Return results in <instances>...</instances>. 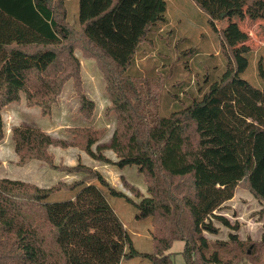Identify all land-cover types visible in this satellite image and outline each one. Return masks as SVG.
<instances>
[{"label": "trees", "instance_id": "obj_1", "mask_svg": "<svg viewBox=\"0 0 264 264\" xmlns=\"http://www.w3.org/2000/svg\"><path fill=\"white\" fill-rule=\"evenodd\" d=\"M194 1L214 30L218 20L230 16L264 19V0ZM166 11V0H79L78 29L65 22L53 0H0V142L6 137V105L25 96L28 106L51 115L70 78L79 95L77 112L92 118L96 104L82 89L74 54L75 42H81L105 71L108 110L117 113L110 145L114 163L136 164L148 182V195L134 201L93 166L56 163L54 144L96 157L94 145L105 130L72 126L73 136L64 142L36 124L14 126L18 165L37 159L83 175L49 187L0 178V264H122L134 257L174 264L170 249L176 240L185 242L187 264H264V233L260 241L236 232L213 242L205 235L219 232L216 221L238 230L218 213L238 186L264 201V86L242 77L251 52L248 33L234 22L239 43L225 37L232 54L225 72L201 95H187L188 102L163 115L166 76L142 72L137 65L141 43L166 21ZM63 43L67 64L56 48ZM71 60L75 66L68 70ZM54 67L68 72H53ZM258 70L264 83L261 61ZM61 187L78 191L67 200L48 201ZM105 189L134 203L139 217H153L151 251L134 246Z\"/></svg>", "mask_w": 264, "mask_h": 264}, {"label": "rangeland", "instance_id": "obj_2", "mask_svg": "<svg viewBox=\"0 0 264 264\" xmlns=\"http://www.w3.org/2000/svg\"><path fill=\"white\" fill-rule=\"evenodd\" d=\"M166 1V21L160 23L150 33L148 39L141 43L137 65L142 72H155L167 78L164 94L160 98L161 114H168L176 109L178 103L188 102L190 97H186L187 95H201L208 88L209 82L217 80L225 72L228 61L232 60L229 47L225 45V37L234 45L239 43L237 31L232 27L234 22L241 30L248 33L246 42L251 47L249 65L242 73V77L257 87L264 86L258 70L260 61L264 67V19H238L236 16H230L218 20L217 30H214L209 23L208 14L199 8L194 0ZM53 5L58 12H61L60 14L64 13L65 22L67 19L72 27L79 29V0H53ZM56 48L60 52V60L67 64L66 43L57 45ZM74 54L79 64L77 72H80L82 89L96 104L92 118L87 119L77 112L79 95L73 78L65 81L51 116H43L38 106H28L25 96L21 101H13L6 105L3 108L6 137L0 142V175L33 182L43 187L59 182L66 184L75 182L83 173L72 171L67 173L51 168L37 159L31 160L24 166L18 165L12 128L32 124L41 128L49 127L53 129L51 136L55 140L68 142L73 136L69 127L93 126L98 130L106 131L94 145L97 156L93 157L75 146L54 144L50 147V151L55 155L56 163L75 165L82 162L91 166L102 164L104 170L106 169L107 179L109 178L116 188L125 192L132 200L140 201L143 196L148 195L146 175L138 171L136 164L126 165L121 170L114 163L117 156L110 145L118 117L116 111L108 110L111 100L106 91L105 71L81 42H75ZM71 65H68V70L75 66L72 60ZM68 70L53 68V72H68ZM183 181L181 178L175 179V182L183 183ZM77 191L78 188L61 187L48 197V201L67 200ZM105 193L125 224L134 246L141 251H151L153 217L150 215L139 217V210L134 203L124 197L112 195L106 189ZM218 213L226 216L239 228L234 230L216 221L219 232H205L211 242L228 240L231 232H236L242 239L251 238L253 241L262 239L264 201L255 197L245 185L236 188L234 197L231 201H226ZM184 244V241L176 240L170 249L174 264H187L182 253ZM133 259L134 264H146L141 257ZM122 264L127 262L123 261Z\"/></svg>", "mask_w": 264, "mask_h": 264}, {"label": "crops", "instance_id": "obj_3", "mask_svg": "<svg viewBox=\"0 0 264 264\" xmlns=\"http://www.w3.org/2000/svg\"><path fill=\"white\" fill-rule=\"evenodd\" d=\"M53 113V112H52ZM51 116V115H50ZM44 130H46L50 135H51V130H53V129H50L49 127H46V128H43ZM91 166V165H90ZM93 167H95V168H97V169H99L100 171H102V173L106 176V169L104 170V166H102V164L101 165H99V164H96V165H94ZM120 169L122 170L123 169V167H120ZM113 171V170H112ZM1 177H6V176H3V175H0V178ZM108 180H109V178H108ZM110 182H111V180H109ZM113 185H115L113 182H111ZM116 187V186H115ZM230 201H231V199H230ZM118 214V213H117ZM125 225V224H124ZM135 263V260L134 259H131V260H128L127 261V264H134ZM146 264H148V263H146Z\"/></svg>", "mask_w": 264, "mask_h": 264}]
</instances>
